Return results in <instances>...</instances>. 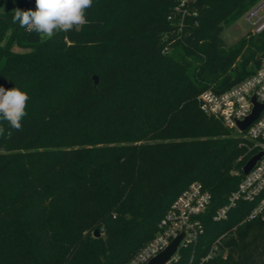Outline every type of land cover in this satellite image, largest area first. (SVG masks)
<instances>
[{
  "label": "trees",
  "instance_id": "obj_1",
  "mask_svg": "<svg viewBox=\"0 0 264 264\" xmlns=\"http://www.w3.org/2000/svg\"><path fill=\"white\" fill-rule=\"evenodd\" d=\"M182 1L93 0L88 23L43 40L0 13V86L30 96L22 129L0 137V264H127L193 182L212 203L174 264H200L224 234L228 256L202 264H264L251 204L214 220L257 150L199 102L260 66L264 31L222 34L262 0Z\"/></svg>",
  "mask_w": 264,
  "mask_h": 264
},
{
  "label": "built area",
  "instance_id": "obj_2",
  "mask_svg": "<svg viewBox=\"0 0 264 264\" xmlns=\"http://www.w3.org/2000/svg\"><path fill=\"white\" fill-rule=\"evenodd\" d=\"M192 1L194 0H183L181 5ZM243 19L251 28V33L263 32L264 0L248 11ZM199 102L204 114L220 120L243 141L250 142L252 144L250 150H257L253 156L263 153L251 171L244 175L237 189L230 194L227 203L217 210L214 220H226L232 209L236 208L240 202H246L251 204L252 208L243 222H264V109L245 131H241L238 127L240 122L245 121L253 113L255 103L264 104V58L251 76L223 93L206 90L200 95ZM211 203L212 194L200 182L191 183L170 206L160 223L161 231L158 236L127 264H148L175 238L184 233L177 252L166 264L177 263L181 259L180 250L196 246L204 234L201 216L206 213ZM226 237L227 234H224L215 241L200 264L220 255L223 258L228 256V248L224 243ZM193 260L194 256L191 257L189 264H193Z\"/></svg>",
  "mask_w": 264,
  "mask_h": 264
},
{
  "label": "clouds",
  "instance_id": "obj_3",
  "mask_svg": "<svg viewBox=\"0 0 264 264\" xmlns=\"http://www.w3.org/2000/svg\"><path fill=\"white\" fill-rule=\"evenodd\" d=\"M93 0H35V10L12 11V22L28 33H36L41 39H51L61 32L79 30L88 23L86 14ZM28 92L20 87L6 89L0 86V137L11 138L12 131H20L27 116ZM9 129L7 133L4 123Z\"/></svg>",
  "mask_w": 264,
  "mask_h": 264
},
{
  "label": "water",
  "instance_id": "obj_4",
  "mask_svg": "<svg viewBox=\"0 0 264 264\" xmlns=\"http://www.w3.org/2000/svg\"><path fill=\"white\" fill-rule=\"evenodd\" d=\"M93 78L95 80V84L98 85L99 84L98 76H94ZM253 102H255V98H253ZM263 109H264V104L259 105V104L255 103L253 113L245 121L240 122L238 124L239 129L241 131H245L252 124V122L258 118L260 112ZM262 156H263V153L260 152V153L256 154L255 156H253L246 163V165L243 167L244 175H247L251 171V169L256 165L257 161ZM100 236H101L100 232L98 230H96L95 231V237L98 238ZM183 238H184V233L180 234L177 238H175L165 250H163L157 256L152 258L148 264H166V263H168L171 260L172 256L177 252L178 247H179L180 243L182 242Z\"/></svg>",
  "mask_w": 264,
  "mask_h": 264
},
{
  "label": "rangeland",
  "instance_id": "obj_5",
  "mask_svg": "<svg viewBox=\"0 0 264 264\" xmlns=\"http://www.w3.org/2000/svg\"><path fill=\"white\" fill-rule=\"evenodd\" d=\"M16 8H18L17 0H0V13L12 12ZM250 32L251 28L246 24L244 19H241L226 29L222 34V38L226 44L231 46Z\"/></svg>",
  "mask_w": 264,
  "mask_h": 264
}]
</instances>
